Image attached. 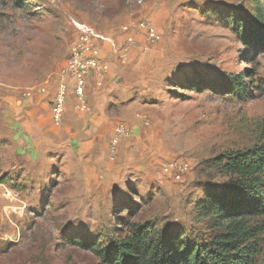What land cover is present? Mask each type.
Segmentation results:
<instances>
[{"label": "rangeland", "instance_id": "obj_1", "mask_svg": "<svg viewBox=\"0 0 264 264\" xmlns=\"http://www.w3.org/2000/svg\"><path fill=\"white\" fill-rule=\"evenodd\" d=\"M145 19L160 35L148 51L143 36L127 61L100 45L115 68L111 83L134 87L116 103L136 152L118 151L107 159L110 176L87 178L94 158L69 160L49 144L45 158L16 151L3 111L19 93L58 79L79 38L75 24L119 47L123 28ZM262 19L264 2L255 0H0V264H99L76 242L110 247L132 223L202 247L223 235L230 221L201 205L229 184L217 159L262 142L264 58L241 40ZM236 77L244 91L233 87ZM172 162L179 179L163 172ZM245 223L256 235L251 264H264V216Z\"/></svg>", "mask_w": 264, "mask_h": 264}, {"label": "trees", "instance_id": "obj_2", "mask_svg": "<svg viewBox=\"0 0 264 264\" xmlns=\"http://www.w3.org/2000/svg\"><path fill=\"white\" fill-rule=\"evenodd\" d=\"M241 40L264 58V19L246 25ZM233 80L237 90L246 89L242 77ZM257 83L262 85L263 81ZM255 88L260 90L261 86ZM261 137V144L253 150L217 159V166H222L230 179L229 184L221 194L209 195L201 207L207 215L230 223L225 233L209 246L190 244L175 235L161 239L152 228L136 223L129 225V233L122 241L110 247L89 244L86 240L76 243L92 252L99 264H251L254 252L251 246L256 235L245 222L248 217L264 216V120Z\"/></svg>", "mask_w": 264, "mask_h": 264}, {"label": "crops", "instance_id": "obj_3", "mask_svg": "<svg viewBox=\"0 0 264 264\" xmlns=\"http://www.w3.org/2000/svg\"><path fill=\"white\" fill-rule=\"evenodd\" d=\"M138 42L142 47L141 38ZM130 55H136L134 49ZM114 72L115 68L109 74V81L102 88L90 83L88 102L91 105V112L89 114L75 111L74 98L70 97L63 124L59 127L53 123L50 106L56 81L46 96L37 92L25 96L27 90L19 93L18 98L13 99L14 103L3 111V121L11 133V145L13 144L16 151L26 152L35 149L31 151L38 158H45L42 156V151L48 144L54 150L52 153L65 154L69 160L77 156L79 158L77 162L80 163L92 161L94 158L97 163H93L94 167L86 171L87 178L93 177L94 174L110 176L115 167L107 162L108 149L114 129L121 120L116 102L118 97L126 98L129 91L134 89L132 86L111 83L114 81L111 80ZM130 109H133V104L129 105L128 110ZM134 141L131 134L124 139L119 148V156L128 153L130 157L132 153L134 154L136 152ZM56 162L65 165L61 160ZM87 188H91L90 183L87 184Z\"/></svg>", "mask_w": 264, "mask_h": 264}, {"label": "built area", "instance_id": "obj_4", "mask_svg": "<svg viewBox=\"0 0 264 264\" xmlns=\"http://www.w3.org/2000/svg\"><path fill=\"white\" fill-rule=\"evenodd\" d=\"M141 3V2H140ZM79 38L70 51V57L58 73V79L49 78L46 82L27 89L25 96L37 92L40 95H48L54 81V92L50 101L52 120L56 126L63 124L70 97L74 98V109L81 114H89L91 107L88 102V85L91 78L96 79V86L102 87L103 81L109 76L110 66L101 55L100 45L108 44L123 61L130 58V53L138 44V37L143 36V51L160 40V35L152 25L150 19L132 23L123 28L121 33V45H117L112 39L107 38L91 27L75 24ZM130 136L128 126L123 123L116 125L113 138L108 149V159L114 163L118 159L119 144ZM176 171V172H175ZM163 172L167 175L174 174L179 179L181 168L175 163L166 164Z\"/></svg>", "mask_w": 264, "mask_h": 264}]
</instances>
